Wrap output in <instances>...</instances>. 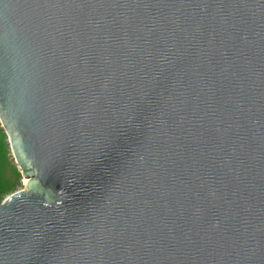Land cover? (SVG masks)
Instances as JSON below:
<instances>
[{
    "label": "water",
    "instance_id": "1",
    "mask_svg": "<svg viewBox=\"0 0 264 264\" xmlns=\"http://www.w3.org/2000/svg\"><path fill=\"white\" fill-rule=\"evenodd\" d=\"M0 125V264H264V0H0Z\"/></svg>",
    "mask_w": 264,
    "mask_h": 264
},
{
    "label": "rangeland",
    "instance_id": "2",
    "mask_svg": "<svg viewBox=\"0 0 264 264\" xmlns=\"http://www.w3.org/2000/svg\"><path fill=\"white\" fill-rule=\"evenodd\" d=\"M23 178L14 164L8 139L0 125V204L9 196L23 191Z\"/></svg>",
    "mask_w": 264,
    "mask_h": 264
},
{
    "label": "bare ground",
    "instance_id": "3",
    "mask_svg": "<svg viewBox=\"0 0 264 264\" xmlns=\"http://www.w3.org/2000/svg\"><path fill=\"white\" fill-rule=\"evenodd\" d=\"M23 184H24L23 186H24V188H25V187H26V185H27V181H26V180H24V179H23Z\"/></svg>",
    "mask_w": 264,
    "mask_h": 264
}]
</instances>
